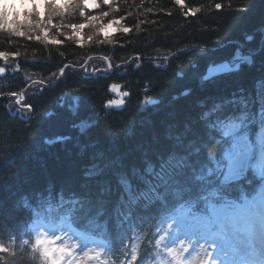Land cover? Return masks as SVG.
I'll use <instances>...</instances> for the list:
<instances>
[{
	"label": "snow or ice",
	"instance_id": "obj_1",
	"mask_svg": "<svg viewBox=\"0 0 264 264\" xmlns=\"http://www.w3.org/2000/svg\"><path fill=\"white\" fill-rule=\"evenodd\" d=\"M170 2L184 18L248 11L239 0L195 5L189 0ZM20 3L24 19L0 27V80L9 75L16 79L23 71L31 84L21 90L0 85V102L9 101L8 116L25 124L37 115L38 106L32 101L42 94L39 88L34 93L28 89L44 85L45 78L33 79L35 73L29 74L22 64L51 63L53 52L67 59L60 51L66 44H115L114 34L128 36L134 29L139 32L142 25L159 23L148 16L173 15V9L160 7L159 0L156 7L147 8L141 0L137 7L144 18L128 26L127 16L135 15L129 11L128 0ZM247 39L251 41L253 36ZM30 43L42 49L41 55L46 50L48 57L38 59L36 52L30 57ZM189 47L196 45L177 46L162 57L142 59L137 55L124 61L144 73L147 81L138 107L162 103L148 95L156 87L152 76L167 73L172 59ZM201 52L206 56L209 49L202 47ZM254 57L259 58L264 76V34L258 48L247 55L238 50L231 61L209 66L208 73L200 77L204 95L197 100L195 112L181 113L167 105L166 118L161 121L163 135L154 133L131 149L121 150L111 125L101 129L98 121L87 118L74 123L85 138L92 129L97 130L95 140H76L81 156L90 151L91 164L79 180L65 176L59 192L49 180L46 196L39 193L34 201L28 196L6 200L5 181L0 177V264H264V79L258 83L259 108L255 112L251 105L257 101L242 92L207 94L220 77L239 74L241 64L254 66ZM101 59L106 61L105 68L89 69L87 62L80 61L61 63L46 78L47 86L56 87L78 70L81 79L89 80L120 68L108 57ZM178 75L183 76L182 68L172 73L173 78ZM111 91L120 93V98L107 101L109 113L122 110L131 99V93L121 91L116 83ZM193 92L186 89L181 95L188 97ZM77 108L78 104L73 116ZM71 140L70 136H57L45 138L43 143ZM31 144L28 140L5 149L0 167L13 153L27 152Z\"/></svg>",
	"mask_w": 264,
	"mask_h": 264
},
{
	"label": "trees",
	"instance_id": "obj_2",
	"mask_svg": "<svg viewBox=\"0 0 264 264\" xmlns=\"http://www.w3.org/2000/svg\"><path fill=\"white\" fill-rule=\"evenodd\" d=\"M189 2L192 5L206 4L208 0ZM239 2L248 6L247 12L231 15L208 14L204 19H200L184 18L175 11L170 0H159V6L166 10L173 9V15L161 13L148 16V19L158 20L159 23L156 25H142L139 32L134 29L128 36L114 34L115 44L85 43L83 46L66 44L60 51L65 52L67 59L62 60L53 52L51 63L22 64L21 68L29 74L35 73L33 79L45 78V84L28 89L30 93L36 92L38 88L42 92L32 101L34 107L38 106V112L28 124L15 117L10 118L6 108L9 101L0 102V137H3L0 140V155L9 147L15 148L25 141H32L27 152L13 153L12 159L0 167V177L5 181L2 189L5 199L19 201L22 197L28 196L34 201L39 193L47 195L49 180L54 182V191L59 192L65 176L71 175L78 180L83 177V170L91 164L90 151L81 156L79 148L76 147V140L80 138L82 143L88 142V139L95 140L97 130L92 129L88 138H85L78 128L72 126L82 119L98 121L101 129L111 125L113 134L119 139L120 148L124 151L133 148L137 143L149 140L154 133L163 135L161 121L166 118L167 105L171 104L181 113L189 110L195 112L197 100L204 95L200 88V77L205 75L206 67L221 61H231L238 50L247 55L260 44L264 34V0ZM140 4L141 0H128L129 11L135 13L127 16L125 23L128 26H134L139 19L144 18L139 15L140 9L137 6ZM156 5L157 0H144L145 8ZM5 17L0 15V27L15 24L2 23L5 22ZM248 36H253V39L249 41ZM20 43L23 44L24 41L21 39ZM186 45L196 47H189L178 58H173L167 73L157 72L152 76L156 87L148 95L162 102L158 105L138 107L144 100L147 81L144 79V73L137 72L127 65L121 66L106 77L97 75L96 78L89 80L81 79L82 71L78 70L67 75L65 82L58 83L56 87L47 86L46 78L53 71H57V65L61 63L86 62L92 57L87 63L89 69L100 68L98 64L106 63L101 57H108L117 65L124 63L125 60H132L137 55L142 59L158 54L163 56L177 46ZM202 47L209 49L208 55L202 54ZM28 51L30 57L33 52L37 53L38 59L48 57L46 50H43L41 55L42 49L31 43ZM254 60L256 61L254 66L241 64L239 74L220 77L217 86L209 88L207 94L230 95L236 92L239 95L242 92L244 96H251L257 101L251 105L252 111L255 112L259 108L258 83L264 76L260 71L259 58L254 57ZM178 68L183 69V76L173 78L172 73ZM112 83L124 84V89L131 93V99L127 100L122 110L109 113L105 110V104L110 99L108 88ZM29 84L31 81L24 79L23 71L16 79L9 75L7 80H0V85L12 90L24 89ZM186 89L194 90L193 95L182 96L181 93ZM77 104V114L73 116L72 110ZM49 112L52 113L51 116L46 115ZM29 128L31 131H27ZM57 136H70L72 140L51 145L43 143L45 138Z\"/></svg>",
	"mask_w": 264,
	"mask_h": 264
},
{
	"label": "rangeland",
	"instance_id": "obj_3",
	"mask_svg": "<svg viewBox=\"0 0 264 264\" xmlns=\"http://www.w3.org/2000/svg\"><path fill=\"white\" fill-rule=\"evenodd\" d=\"M5 2L13 3V6H15L16 0H0V4L5 3ZM19 3H20V0H19ZM0 15L6 16L5 19H4L5 22L3 21L2 23H6V22H9V24L12 23V22L16 23L18 20H23L24 19L23 13L13 12L12 13V18L9 20L6 10H4L2 8H0ZM21 15L23 16V19L20 18ZM98 65L101 66L102 68L106 67V63H104V62H101Z\"/></svg>",
	"mask_w": 264,
	"mask_h": 264
},
{
	"label": "clouds",
	"instance_id": "obj_4",
	"mask_svg": "<svg viewBox=\"0 0 264 264\" xmlns=\"http://www.w3.org/2000/svg\"><path fill=\"white\" fill-rule=\"evenodd\" d=\"M0 8L6 10L7 15H8V18L10 20L12 18V13L13 12H20V13H22L23 5H21L19 3V0H16L15 6H13V3L5 2V3L0 4ZM20 18L23 19V16L21 15Z\"/></svg>",
	"mask_w": 264,
	"mask_h": 264
},
{
	"label": "water",
	"instance_id": "obj_5",
	"mask_svg": "<svg viewBox=\"0 0 264 264\" xmlns=\"http://www.w3.org/2000/svg\"><path fill=\"white\" fill-rule=\"evenodd\" d=\"M223 62H225V61H223ZM220 63H221V62H219V63H217V64H211V65H218V64H220ZM118 65H120V66H124L125 63H121V64H118ZM209 66H210V65H209ZM114 70H116V68H114L112 71H114ZM208 71H209V67H208L207 71L205 72V74L208 73ZM212 71H215V69L213 68ZM111 85H112V84H111ZM111 85H110V87H109V89H108V93L111 94V95H113L114 99H119V98H120V93H113V92L111 91ZM118 85H120V87H121V91H122V89H123V84H118ZM106 104H107V103H106Z\"/></svg>",
	"mask_w": 264,
	"mask_h": 264
},
{
	"label": "bare ground",
	"instance_id": "obj_6",
	"mask_svg": "<svg viewBox=\"0 0 264 264\" xmlns=\"http://www.w3.org/2000/svg\"><path fill=\"white\" fill-rule=\"evenodd\" d=\"M152 57H162V55H154V56H152ZM89 59H87L86 61H88ZM156 62H160V60H157ZM208 67H209V65L206 67V69H205V72L207 71V69H208ZM97 75H100V74H97ZM123 87L125 88V86H124V84H123ZM109 95H111V94H109ZM110 100V99H109ZM107 103V102H106ZM106 105V104H105Z\"/></svg>",
	"mask_w": 264,
	"mask_h": 264
},
{
	"label": "flooded vegetation",
	"instance_id": "obj_7",
	"mask_svg": "<svg viewBox=\"0 0 264 264\" xmlns=\"http://www.w3.org/2000/svg\"><path fill=\"white\" fill-rule=\"evenodd\" d=\"M113 98V97H112ZM112 98H110V99H112Z\"/></svg>",
	"mask_w": 264,
	"mask_h": 264
}]
</instances>
